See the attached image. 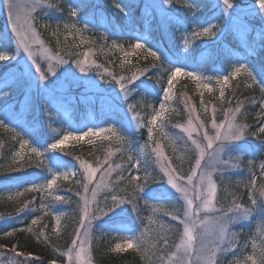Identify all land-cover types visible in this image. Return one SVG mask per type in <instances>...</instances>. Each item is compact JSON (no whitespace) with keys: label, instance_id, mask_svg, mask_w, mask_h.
I'll return each mask as SVG.
<instances>
[{"label":"snow or ice","instance_id":"6c2138e0","mask_svg":"<svg viewBox=\"0 0 264 264\" xmlns=\"http://www.w3.org/2000/svg\"><path fill=\"white\" fill-rule=\"evenodd\" d=\"M6 8V20L10 26V32H0V62L9 61L16 65V69L9 70V75L5 76L0 83V101H3L7 108L11 93L8 91L12 87V81L19 79H29V89L37 92L51 106H57L63 90L69 86L85 89H98L100 83L94 77L86 74L93 69L102 66L94 61L90 62L88 57L91 49L82 53L83 60L76 58L68 49L54 50L47 46L46 40L42 37L40 29L51 30V35L56 38L57 45H61V30L66 34H82L88 29L89 23H95L96 17L100 15L101 5L91 4L88 0H76L75 3L67 5V19L64 22L40 23L41 15L45 6L51 11L63 12L64 6L53 3L52 0H3ZM123 13L125 19L132 16L133 9L139 8L142 16L150 22L154 21L163 30L173 32L185 31L183 37L184 48L176 53L177 60L190 55L191 45L198 39L213 37L220 39L227 34H239L244 37L251 36L255 32L253 21L250 18L253 13L264 20V0H144L143 4L131 0L129 4H124L123 0L114 5ZM90 9H95L91 16L86 15ZM208 13H211L209 16ZM83 23V27L80 25ZM108 31H115V25L111 21L108 24L100 25ZM259 48L264 50V23L261 25ZM190 29V31H189ZM116 34H124L116 31ZM132 34V33H127ZM107 40V35L104 36ZM135 43L129 45L130 50H126L124 45L112 41V47L123 53L124 59L120 63L123 70L125 65H129L128 74H117L109 69H104L100 74V80L105 78V73L111 78L112 83L118 85L117 96L125 105L126 114L130 113L129 120L140 121L141 117L136 112V102H130L134 94L146 96H156L159 100V108L153 106V114L147 123L142 124L148 133V140L143 145L133 147V142L120 133L116 124L109 127L93 128L86 131L81 130L77 135L72 132L62 135L61 138L52 137L51 143L45 142L41 147H36L24 133L17 131L16 127L10 128L13 122L17 127H23V115L31 111L35 105L34 98L25 93L20 104L23 111L17 113L15 105L10 110L0 111V128L11 131L13 140H17L19 148L13 153L11 163L4 169L5 172L17 173L15 182L2 185L3 187L23 188V192L17 191L15 196H22L24 192H46L53 197L55 202L66 203L71 200L70 196L56 195L61 191L57 185V180L61 177L68 180L75 178L79 190L75 191L77 200V220L72 230V234L67 242V247L60 252L62 264H94L93 240L95 233L108 231L129 230L122 223L121 217L129 213H135L143 223L140 216L143 201L145 208H151L154 213H161L159 220L148 217V225L139 235H130L123 244L117 243L112 252L122 253L129 249L139 253L146 261V264H219V256L229 250L241 247L238 234L232 231L234 226L241 225L245 221H250L254 217L264 218V162L256 165L254 160H248V172L251 179L244 184L248 189L249 205L236 202L233 197L229 206L218 203V184L214 175L224 171L221 165H228L224 159L225 155L231 156L238 153L240 157L253 156L257 153H264V115L261 116V126L256 131H251V126L241 122V116L245 110V102L236 100L234 106L221 109L222 119H217V108H211L210 120L203 121L199 114L195 113L194 106L188 98H184V106L188 113L187 126L183 127L184 147L186 151L193 154L189 169L186 173L180 174L173 165L172 160L165 155L162 147L154 137V130L160 122L159 133L165 137L169 134L165 132V123L162 120L166 112V104L173 98L174 82L180 76L190 77L196 81L199 87L212 91V84L200 83L203 79L211 81L212 78L204 77L196 72H186L183 67H172L176 63L172 57L164 52L159 44H153L141 34L134 35ZM15 42V51L12 55L5 50L7 42ZM151 45V46H150ZM137 50H144L142 59L147 61L152 58L153 63L148 68H136L129 56H136ZM163 52V58L161 56ZM255 49L252 50L254 54ZM26 54V57L23 55ZM23 60L24 64L20 61ZM30 61V63H29ZM163 61L169 62V75L165 81V86L158 88L155 84H150L148 73L150 68L162 67ZM251 63V62H250ZM238 63L230 74L216 77V83L220 84L219 101L223 104L226 100L225 85L230 79L245 74L246 79H250L253 84L260 88V112L264 114V64ZM75 65L74 69L72 65ZM27 65V67H25ZM78 69V72L76 71ZM159 82L162 77L157 75ZM247 87H252L251 84ZM113 91H116L113 88ZM233 97L227 99V103L232 105ZM248 103L256 104L255 97L246 98ZM203 103V99H201ZM207 112V107L205 106ZM49 115H51L49 113ZM19 118L13 121V117ZM7 121V122H6ZM210 125V127H209ZM111 132L113 135L106 137L108 140L116 139L124 147H118L122 157L121 163H115L112 157L115 153L109 149L102 161L95 165L86 159L75 157L76 163L72 168L63 170L67 166L63 162V155H72L65 152L67 142L72 140H84L85 137H101L103 133ZM255 136L258 143L253 146L249 144L246 137ZM92 141L89 140V143ZM27 148V151L25 149ZM175 149V140L173 139ZM61 153L63 155H59ZM32 155H35L40 163L37 167L43 166L47 169L50 179H45L42 183L32 180L28 169L33 167ZM153 156L151 163L145 157ZM259 175H256V172ZM113 173H116L113 179ZM99 174V175H98ZM5 180H11L5 176ZM261 183L257 185V181ZM29 185L24 187V185ZM120 185H124L123 189ZM132 187L131 195L121 196L118 193L126 191ZM107 190L108 195L100 199V193ZM12 199V196H9ZM179 200V207L169 210L163 202L171 203ZM159 205V207L157 206ZM29 205L23 203L17 212H24ZM51 205H42V210L47 211ZM171 218V223L166 222V218ZM39 217L31 221V225H36ZM56 234L60 235L59 225L60 215H56ZM26 229L13 227L11 231H4V237H11L17 232L32 231V226ZM155 226V227H153ZM155 231V241L147 245L143 239L146 232ZM260 235L264 237V224L260 227ZM37 240L41 238L47 242L48 236L38 233ZM19 245H14L10 249L14 259L7 262L0 261V264H58L57 259L45 261L32 251H19ZM246 247V245H245ZM253 247L259 248L258 253L248 255L242 260H235L233 264H264V240L261 245L253 243ZM0 249H8L7 243H0ZM7 255V252L4 253Z\"/></svg>","mask_w":264,"mask_h":264},{"label":"trees","instance_id":"16d2710c","mask_svg":"<svg viewBox=\"0 0 264 264\" xmlns=\"http://www.w3.org/2000/svg\"><path fill=\"white\" fill-rule=\"evenodd\" d=\"M105 6L107 10H113L116 12L115 4L112 2V0H104ZM55 2H60L59 0H55ZM59 4H62L61 2ZM63 5V4H62ZM65 10L64 13H67V8L65 5H63ZM120 13L119 20L121 23H123L122 31H127L124 26V15L122 12ZM67 19V18H66ZM64 20H55L50 19L46 20L42 17L40 18V23H50L55 25L57 22H64ZM138 12L135 11L132 13L131 19H130V25L136 26V23L138 22ZM140 24V22L138 23ZM152 25H155V22H152ZM80 27H83V23L80 25ZM116 29V28H115ZM42 32V37L46 40L47 45L50 48H53L54 50H61V49H68L72 51L75 55L72 57V59H83L82 53H86L91 49V55L93 57V61L96 64L101 65L102 67L99 69H93L89 72L90 76L94 77L96 80H100V74L104 72V69H109L111 71L116 72L117 74H128V67L129 65H125V68L122 70L120 67V63L123 60L122 54L120 55V51L118 49H115L112 47V41L115 40L117 43L124 45L126 48L130 44L134 43L133 38H118V36H112L113 34H106L103 30L100 29H93L88 26V29L84 31L82 34H66L61 30L60 40L61 45H57L56 38L51 35V30H44L40 29ZM117 31V29L115 30ZM107 35V40L104 39V36ZM211 37H204L202 39H198L195 41V43L198 45H201L204 41L208 40ZM171 43L173 46L178 48V41L177 40H171ZM168 44V43H167ZM5 45H8L7 43ZM6 47V46H5ZM9 49V53L13 54V49L10 48V46H7ZM6 47V48H7ZM165 52V51H164ZM163 52H161V56L163 58ZM143 53L138 54L136 56H130V58H127L128 60L132 61V65L136 68H148L153 63L152 58H149L147 61L142 59ZM257 64H264V50H259V53L256 57ZM169 62L163 61L162 67L158 65L157 68H150V71L148 73V79L150 81V84H155L158 88L165 86V81L167 80V77L169 75L168 71H166L169 68ZM72 67L75 69L76 66L73 64ZM173 67V66H172ZM78 71V69H76ZM159 75L162 77V79L158 82L156 77ZM105 83H108L109 87L108 89H111L116 84L110 82L111 78L105 73V78L101 80ZM251 84L252 87H247V85ZM79 90H84L85 88L83 86L77 88ZM219 87L212 89V91H208L206 88L199 87L196 81H193L190 77H184L181 79L178 84L174 88V95L172 100L169 101V111L165 116L162 118L163 122L165 123L167 130V133L170 137V132H173V128L176 127V125H181L182 123L187 124L188 120V113L186 111V108L184 106V98L187 97L189 102H193L196 109L197 114H199L200 119L203 121H209L210 120V113H211V106L215 105L217 108V118L220 120L222 119V112L221 109H226L229 106H234L236 103V100H242L245 102V110L243 115L241 116V119L243 120V123H246L251 126V131H256L262 123L261 116L264 115L260 112L259 102H260V88L258 85L253 84V82L250 79H246L245 74L243 73L237 78H232L228 85L225 86V97L226 100L222 104L218 97H219ZM92 93H95L97 95H100L98 89H92ZM233 93H235V98L232 99V105H229L227 103V99H230L233 97ZM248 97H255L257 103L256 104H250L246 100ZM201 99H203V103H201ZM136 102V112L140 114V123L145 124L149 119L151 118V115L153 114V106L156 108L159 105V100L156 96L152 95H138L134 94L132 100L130 102ZM2 101H0L1 104ZM205 106L207 107V112L205 111ZM36 106L34 105L30 111V115L35 114L36 112ZM2 118V117H0ZM119 124V122H116ZM24 125V124H23ZM10 128L16 127L17 131H20L24 133L25 138L29 139L31 142L35 141V139H38L40 137V131H27L25 129V125L23 127H17L9 125ZM159 125L157 126V129L154 130V137L155 139L160 142H162V146L166 149L168 155L170 158L174 161L175 166L177 167V170L180 174H184L188 171L190 166V161L193 158V154L191 152H185L184 157L176 154L178 147L176 145L179 144V141L177 140V144L175 142V149L173 148V139H170L168 137H165L159 133L158 130ZM120 128V126H119ZM124 129V128H123ZM126 133H128V138L131 140L132 138H135V132L131 130L132 132L128 130H123ZM57 132V131H56ZM140 142L142 144L145 143L146 140H148V133L147 129L145 127L140 126ZM14 134L11 131H7L3 128H0V180H3L5 176L16 178L18 176L17 173L13 172H5L4 169L11 163L12 156L15 151L19 148V143L17 140H13L12 136ZM61 133H59V136ZM264 135V134H262ZM56 134V138L59 137ZM250 136V138H255L257 141V137ZM37 141V140H36ZM119 144V142L117 143ZM109 146V147H108ZM117 147V145H115ZM114 148V144L111 142H108L107 140H97L94 142H81V143H74L72 145L65 146L64 151L72 153V155H63V158L65 160L69 161H75V157L79 156L81 159H86L92 163H96L105 156L109 148ZM263 155H261L260 158H262ZM114 162L117 163L122 162L125 157H122L119 152H116V155L113 156ZM32 164L33 167L29 168L28 171L31 173V177L34 175H38L39 173H45L47 172V169L43 166L37 167V165L40 163V160L35 156L32 155ZM149 161V163L152 162L153 158L152 156L145 157ZM34 174V175H33ZM258 176L259 173H256ZM30 177V178H31ZM80 177L77 175L75 178H69L68 180H57V185L60 186L61 191L56 193V195H65L70 196L71 200L66 203H61L63 208L62 211L59 212L61 214V222L59 225V232L60 235L57 236L56 234V220L55 216L58 213L50 211L42 210L41 206L45 204L44 198L46 197L45 192H24L22 196H12V199H9L8 195H5L3 193H0V219L4 218V220H10L13 221V226L8 227L7 230H1L0 229V243H7L8 248L11 249L14 245H19L18 248L19 251H24L27 253V251H32L34 255L41 257L45 261L51 260V259H57L58 263H62V257L60 256V252H63L64 249L67 247V242L72 234V230L74 226L76 225L77 220V214H78V208H77V200L78 198L73 195L77 189L79 190L76 180H78ZM237 178H233V181ZM251 179V177H250ZM232 181V182H233ZM261 182L258 180L257 185H259ZM235 184V181L233 182ZM244 182L242 181L240 185L237 186V188H233V192L240 191L238 197L236 199H241V201L245 204H250V200L248 198V189L244 187ZM129 189L126 190L128 193L127 195H130L132 192L129 190H133L132 187H128ZM223 188V193L225 190L228 189V185L221 186ZM23 192V190L21 191ZM233 193V194H234ZM109 193H105L104 195H108ZM223 198V197H222ZM231 198V197H230ZM230 198H227V200H230ZM224 199V198H223ZM46 201V200H45ZM23 203H28V207L25 208L24 212H17V209L21 206ZM164 205L169 208V210L173 209L174 207H179L180 201L179 200H173L171 203L169 202H163ZM59 215V214H58ZM39 217V220L36 225H31V221L33 219H36ZM166 222L171 223V220H167ZM264 224V222H262ZM29 225L32 226V231H24V232H17L11 237H4L3 232L4 231H11L13 227L20 229V228H27ZM239 233L241 231H238ZM38 233H43L48 236V241L45 242L42 238L40 240H37L36 236ZM95 239L93 240V257H94V264H146V261L141 257V255L132 249H129L127 252L117 253L112 252L111 249L115 247L116 240L115 238H110L107 236H102L99 234H94ZM244 239H246L244 236H246V232L241 233ZM259 244L257 246L261 245L262 240H264V237L259 235ZM146 246L152 244L156 237H144ZM259 248L257 247L254 253H258ZM227 256H225L226 258ZM227 259V258H226ZM221 261V259H220ZM221 264H227L226 260L224 262H221ZM231 264V263H230Z\"/></svg>","mask_w":264,"mask_h":264},{"label":"rangeland","instance_id":"374dc122","mask_svg":"<svg viewBox=\"0 0 264 264\" xmlns=\"http://www.w3.org/2000/svg\"><path fill=\"white\" fill-rule=\"evenodd\" d=\"M60 2H63V4L67 7V5L68 4H70V3H75L76 2V0H59ZM99 1L100 0H88V2L89 3H91V4H99L100 5V3H99ZM52 2L53 3H55V0H52ZM113 3H115V0L114 1H112ZM213 2H215V0H213ZM59 3V2H58ZM50 10L47 8V6H45V9H44V13H46V12H49ZM94 11H96V10H93L92 12H94ZM100 11V15L102 16V18H101V16H97L96 17V19L98 20L99 18L101 19V21L103 20V24H108V22L109 21H111L112 23H115L116 22V18H115V16L114 15H111L110 13H108V12H105V10H103V7H102V5H101V9L99 10ZM118 11V10H117ZM50 13V12H49ZM91 16V15H90ZM1 18H3V21L1 20ZM251 19H252V21H253V27H255V32L251 35V36H248V37H244V36H242V35H239V34H235V39H238V40H240V42H239V45L240 46H243V49H246L247 47H250V45H251V37H256V42L255 43H259L258 42V39L260 38V36H259V34L256 32V31H258L259 33L261 32V30H262V28H261V25H262V23H264V20H262V18H260V17H258V16H256V14L255 13H253V15L250 17ZM0 21L1 22H3V23H5V27H4V29H2V31L3 32H10V26L7 24V20H6V8L4 7V3H3V0H0ZM128 21V19H125V22H127ZM128 23V22H127ZM129 24V23H128ZM115 25V24H114ZM118 28V27H117ZM169 31H171V30H169ZM231 33H229L228 35H227V37L230 35ZM184 37H185V31H184ZM146 36H149L148 35V33L146 34ZM226 37V36H225ZM225 37H222V38H220V39H215V38H213V37H211L210 39L211 40H207L206 42H204L203 44H202V46L201 47H204V46H206L208 43H211V42H213L214 43V45L213 46H211V47H208V49H211L210 51H207V55L205 56V59H211L212 58V60H211V62L213 63L212 65H214V62H219L218 63V65L219 66H222V64L224 63V64H226V58L227 59H229V57L232 55V52L229 50L228 51V49L227 48H229V44L227 43V37L225 38ZM13 42V41H12ZM136 42V41H135ZM134 42V43H135ZM14 43V42H13ZM183 43V42H182ZM259 45V44H258ZM48 46V45H47ZM195 42L191 45V50H190V55H188L187 57L190 59V60H192V58H193V54L195 53ZM49 47V46H48ZM183 48H184V44H182V50H183ZM126 50H130L129 49V46H127L126 48H125ZM181 50V51H182ZM7 52H8V50H6ZM143 51L144 50H137V55L138 54H141V53H143ZM9 53V52H8ZM122 54V56H123V53H121L120 52V55ZM10 55V54H9ZM25 57H26V54H23ZM84 58V57H83ZM127 58H130V56L129 57H127ZM183 58H185L184 56H183ZM88 59H89V61L90 62H92L93 61V57L91 56H89L88 57ZM123 59H124V56H123ZM253 58L252 57H250L249 59H246L245 61H242V62H240V63H255L256 64V62L254 61V60H252ZM83 60V59H82ZM221 60H222V62H221ZM4 62H6V61H4ZM4 62H0V64H2V63H4ZM29 63H30V61H29ZM251 63H250V66H251ZM23 64H24V62H23ZM238 65V63L237 64H235L234 66H232L231 68H230V71L229 72H226V73H217V74H211V73H207V71H205V70H203V68H202V66L201 67H199L197 70H194V71H189V70H186V68H184V70L186 71V72H196L198 75L199 74H202L204 77H210V78H212L211 79V81H209L208 79H203V80H201L200 81V83H209V82H211V84H212V89H215V88H217V87H219L220 88V84H218V83H216V77H218V76H223V75H225V74H230L231 72H232V70L234 69V67L235 66H237ZM25 67H27V65H25ZM78 72V71H77ZM243 73H241V75H242ZM8 75V74H7ZM6 75V76H7ZM81 75H90L89 73H86V74H81ZM184 77H187V76H180V77H178L177 78V80L174 82V85L176 86L177 84H178V82L181 80V79H183ZM237 78V77H236ZM23 79V78H22ZM22 79H19V80H17V81H12L11 83H12V85L13 84H18V85H20V84H22L23 85V80ZM98 81H99V83H100V88H98V90L99 91H97V92H99L100 93V95L101 96H103V97H106V98H108L109 100H112V101H114L115 103H118L119 105H123V103L121 102V99H120V97H118L117 96V92L119 91V89H118V85H115L114 87H112L111 89H108L109 87H107V86H109V84L108 83H105V82H103V81H101V80H99V79H97ZM231 80V79H230ZM226 86V85H225ZM224 86V87H225ZM113 88H115L116 89V91H113ZM175 88V87H174ZM10 89V88H9ZM8 89V90H9ZM73 88L71 87V86H69L66 90H63L64 92H71V90H72ZM10 90H14V89H10ZM90 91H93L92 89H84L83 91H82V93H80V95H82V94H85V93H88V92H90ZM173 95H174V89H173ZM193 106H194V108H195V113L197 114V109H196V107H195V105H194V103L193 102H190ZM159 108V105H158V107H157V109ZM211 108H212V106H211ZM125 110V109H124ZM168 111H169V102L166 104V112H165V114H167L168 113ZM165 114H164V116H165ZM131 114L130 113H128V114H126V112L124 113V116H125V118H124V124H127V125H133L134 127H136V126H138L139 125V121H137V120H129V116H130ZM123 115H118V116H116L115 118H113V120H114V123L116 124V127H117V129L120 131V133L121 134H123L124 136H126V137H128V134L126 133L125 134V132L123 131L124 129H123V125H122V123H123V121H122V117ZM163 118V117H162ZM39 120H40V117L38 118ZM120 120V121H118V120ZM218 119V118H217ZM219 120V119H218ZM50 121V120H49ZM39 122V121H38ZM116 122H119V124L118 123H116ZM241 122L243 123V120L241 119ZM51 123V122H50ZM111 124H113V122H111L110 124H106V125H104V126H101V127H105V128H107V127H109ZM160 124V122L158 121V125ZM157 125V126H158ZM119 126H120V128H119ZM180 126H187V124H181ZM209 127H210V125H209ZM93 128H99V127H93ZM49 129L51 130V132L52 133H54L55 132V130L53 131V128H50L49 127ZM87 130V129H86ZM86 130H84V131H86ZM165 132H167V130L165 129ZM72 133H74V134H77V135H79V134H81V131L80 132H78V131H72ZM113 134L111 133V132H105V133H103L102 134V136L101 137H85V139L84 140H80V141H77V140H72V139H70L68 142H67V144H66V146H68V145H72V144H74V143H81V142H85V141H87V142H89V140H91L92 142H94V141H97V140H107L108 142H111L112 144H114V148L112 147V148H109V149H111L114 153H115V155H116V149L118 148V147H124V145H121L120 143L119 144H117L119 141H117L115 138L114 139H112V140H108V139H106V137H109V136H112ZM187 136V134L186 133H184L183 132V127H175V128H173V132L171 133L170 132V137L172 138V139H174L175 140V142H176V144H177V140L179 141V144L178 145H176L177 147H178V150H177V152H176V154L178 153V155L179 156H181L182 158L184 157V153L185 152H189V151H186V149H185V147H184V137H186ZM246 139H247V141L249 142V144H251V145H253V146H255L257 143H258V141L255 139V138H250V136H247L246 137ZM158 143L160 144V146L162 147V149H163V151H164V153H165V155L166 156H168L169 158H170V156L168 155V153H167V151H166V149L162 146V142H160V141H158ZM32 144L34 145V146H36V147H38V145L35 143V142H32ZM115 145H117V147L115 146ZM138 146V144H136V147ZM140 146V145H139ZM39 147H41V146H39ZM109 147V146H108ZM41 150H43L42 149V147H41ZM25 151H27V148L25 149ZM107 155V153L105 154V156ZM114 155V156H115ZM104 156V157H105ZM104 157L102 158V160L104 159ZM149 157H151V156H149ZM152 158L154 159V157L152 156ZM112 159H114L113 157H112ZM171 159V158H170ZM224 159L225 160H227L228 161V165H221V169L224 171V175L223 176H221V174H220V172H217L215 175H214V179L217 181V184H218V203L220 204V205H224V206H229L230 204H231V201H232V199H233V197H235V198H237L238 197V195H239V193H240V191H236L235 193L232 191L233 190V188H237V186L238 185H240V183L243 181L244 183H247L249 180H250V175H249V172H248V164H247V161L248 160H254L255 161V163H256V165H258L259 163H260V158H259V154L257 153V154H255V155H253V156H245V157H240L239 156V154L238 153H232L231 154V156H229V155H225V157H224ZM102 160H100V161H102ZM172 160V159H171ZM121 161H123V160H121ZM90 162V161H89ZM99 162V161H98ZM259 162V163H258ZM92 163V162H91ZM115 163H117L116 161H115ZM121 163V162H120ZM172 163H173V165L175 166V164H174V161L172 160ZM94 165H95V163H93ZM67 167L65 168V169H63V170H68V169H70V168H72V166L73 165H66ZM176 167V166H175ZM177 168V167H176ZM178 171V170H177ZM179 172V171H178ZM99 175V174H98ZM115 176H116V173H113V179L115 178ZM70 178H73V177H70ZM233 178H237L236 180H234L235 181V184H233ZM50 179V178H49ZM59 180H63V178L61 177ZM233 181V182H232ZM44 182V181H43ZM2 184L0 185V187L2 188L1 189V191H2V193L3 194H5V195H8V196H15V193L17 192V191H21V189H17V188H15V187H3L2 185H5V184H8V183H12V182H1ZM223 185H225V186H227L228 185V189L227 190H225L224 191V193H223V188H221V186H223ZM125 186L124 185H120V188L121 189H123ZM129 188H127V190H128ZM78 190V189H77ZM130 192H132L133 190H129ZM46 193V192H45ZM105 193H108L107 192V190H103L101 193H100V199L101 200H103V196H104V194ZM127 191H121V192H119L118 194L119 195H121V196H124V195H127ZM234 193V194H233ZM47 194V193H46ZM131 195V194H130ZM224 199H223V198ZM231 197V198H230ZM227 198H230V200H227ZM236 202L237 203H243L242 201H241V199H236ZM50 205H54L53 203H50ZM158 206V205H157ZM159 207V206H158ZM145 210H147V211H149V213H146V214H144V212L142 213V215H141V217H143L144 219H143V223L141 222V219L139 220V222H140V225L139 226H136V227H134V228H132L131 229V231H129V234H127V237L128 236H130V235H139L142 231H143V229H144V227L146 226V225H148V217H152L153 219H156V220H159L160 218H161V213H159V212H157V213H154L153 212V210L151 209V208H145L144 209V211ZM59 215H60V217H61V214L60 213H58ZM57 214V215H58ZM132 214L133 213H129V214H126L125 216H123L124 218H130L131 216H132ZM56 217V216H55ZM167 220H171V218L170 217H168V218H166ZM253 220V219H252ZM251 220V221H252ZM264 220V218H261V217H255L254 218V220H253V222H251V221H245L243 224H242V226L241 225H239V229H237L236 228V226H234L233 227V229H232V231H234V232H236L237 234H238V239L240 240H242V238H243V236L240 234V233H242V231L244 232V228H249V227H252V226H254L255 225V223L256 224H258L257 223V221H259L260 223L262 222ZM56 223V222H55ZM120 223H122L123 225H124V223H125V221L124 220H120ZM12 224H13V221H12V219H10V220H4V218H1L0 219V229L2 230H7L8 229V227H10V226H12ZM127 224V223H126ZM258 226V225H257ZM254 227L253 229H257L258 231H254V230H250V232H248V235H246V236H244L246 239L245 240H243V241H241L240 242V245H241V247L239 248V249H236V248H233V249H231V250H229L228 252H226V253H222V254H220V256H219V264H221V262H224L225 260H226V263L227 264H233V261H235V260H242L244 257H246V256H248V255H252L253 254V252H254V250L257 248H254L253 247V243H255V245H258L259 244V240H260V238H259V235H260V233H259V229H258V227ZM57 227V225H55V228ZM75 227V226H74ZM153 227H155V226H153ZM238 231H241L240 233L238 232ZM144 236H150V237H156V233H155V231H150V232H146L145 234H144ZM126 240V239H125ZM125 240H123V241H119L118 243H121V244H123L124 242H125ZM117 244V243H116ZM245 245H246V247H245ZM5 252H7V255H4V253ZM225 256H227L226 258H225ZM11 259H14V257H13V255H12V253H11V251H10V249L8 248V249H0V261H4V262H7V261H9V260H11ZM220 259H221V261H220ZM58 264H62V263H58Z\"/></svg>","mask_w":264,"mask_h":264}]
</instances>
